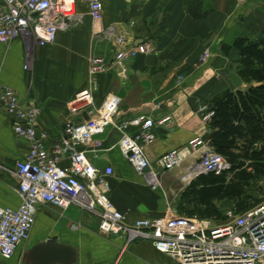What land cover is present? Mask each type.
I'll list each match as a JSON object with an SVG mask.
<instances>
[{"label":"crops","instance_id":"obj_1","mask_svg":"<svg viewBox=\"0 0 264 264\" xmlns=\"http://www.w3.org/2000/svg\"><path fill=\"white\" fill-rule=\"evenodd\" d=\"M101 2L102 18L97 23L87 4L78 3L80 23L59 32L52 45L39 47L28 37L0 43V83L22 103L32 102L39 109L37 136L44 137L46 146L60 139L67 103L91 87L90 60L100 57L111 62L118 48L115 40L124 38L134 46L145 44L149 52L122 68L111 65L98 74L93 104L98 107L107 96L117 97V122L138 115L155 120L171 117L169 126L153 128L155 140L144 147L151 163L195 137L207 142L211 117L204 120L203 116L210 101L223 91L247 86L237 73V50L232 43L241 35H264V0H247L243 5L237 0ZM205 50L210 57L202 62ZM12 127V119L0 109V207L16 210L21 201L14 167L27 145L16 139ZM98 139L102 148L97 157L88 156L98 169H113L107 179L108 197L127 220L161 219L168 207L178 212L176 204L185 187L180 177L196 156L165 173L162 189L151 190L121 154L115 127H108ZM40 243L73 249L75 258L69 264H174L146 240L128 242L122 236L101 234L94 215L76 206L61 210L54 205L38 207L28 239L9 259L0 257V264H35L30 253Z\"/></svg>","mask_w":264,"mask_h":264},{"label":"built area","instance_id":"obj_2","mask_svg":"<svg viewBox=\"0 0 264 264\" xmlns=\"http://www.w3.org/2000/svg\"><path fill=\"white\" fill-rule=\"evenodd\" d=\"M246 1L237 3L243 5ZM80 2L87 4L94 23L101 20V0H0V43L28 37L39 47L54 44L59 32L80 23L76 12ZM115 44L118 48L111 62L100 57L90 60L91 87L67 103L62 135L49 146L43 136H37L36 105L22 103L12 89L0 83V109L12 119L16 139L27 145L14 167L20 206L16 210L0 207V257L9 259L28 239L39 206L54 205L61 210L76 206L94 215L101 234L122 236L128 242L146 240L174 264H264V199L240 213L228 211L219 223L188 218L170 207L161 219L140 217L129 221L114 207L108 197L107 181L113 169H98L88 156L91 153L97 157L102 148L98 137L110 126L120 133L121 154L151 190L162 189V176L190 157L196 156L180 177L184 186L201 174L219 175L230 170V164L199 137L151 163L144 147L155 140L153 128L169 126L171 117L155 120L138 115L117 122V97L107 96L98 107L93 104L98 74L111 65L122 68L127 61L149 52L145 44L134 46L124 38H117ZM209 57L205 50L200 61L206 62ZM211 116L208 110L203 118ZM131 129L135 131L131 133Z\"/></svg>","mask_w":264,"mask_h":264},{"label":"trees","instance_id":"obj_3","mask_svg":"<svg viewBox=\"0 0 264 264\" xmlns=\"http://www.w3.org/2000/svg\"><path fill=\"white\" fill-rule=\"evenodd\" d=\"M232 47L237 50V73L247 86L223 91L210 101L207 138L212 150L230 164V170L201 174L183 188L176 207L187 217L224 221L218 207L223 201L235 202L237 213L250 207L244 188L263 166L264 35L238 36Z\"/></svg>","mask_w":264,"mask_h":264},{"label":"water","instance_id":"obj_4","mask_svg":"<svg viewBox=\"0 0 264 264\" xmlns=\"http://www.w3.org/2000/svg\"><path fill=\"white\" fill-rule=\"evenodd\" d=\"M253 85L258 86L259 83H254ZM244 89L242 88L241 90ZM74 258L75 251L61 244L40 243L30 253V260L35 264H69L74 261Z\"/></svg>","mask_w":264,"mask_h":264},{"label":"rangeland","instance_id":"obj_5","mask_svg":"<svg viewBox=\"0 0 264 264\" xmlns=\"http://www.w3.org/2000/svg\"><path fill=\"white\" fill-rule=\"evenodd\" d=\"M244 194L250 197L248 199L249 205L255 204L256 202L264 199V162H263V166L259 170V173H255L254 179L251 180L249 184L244 188ZM234 205L235 202L233 201H223L219 203L218 207L222 216H224L225 213H227L228 211L234 210L235 208ZM211 221L213 223L222 222L218 220H211Z\"/></svg>","mask_w":264,"mask_h":264}]
</instances>
